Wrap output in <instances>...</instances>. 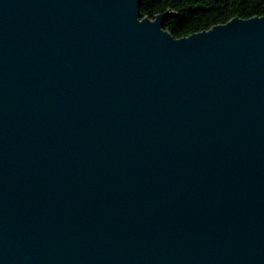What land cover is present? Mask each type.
<instances>
[{"label": "water", "instance_id": "water-1", "mask_svg": "<svg viewBox=\"0 0 264 264\" xmlns=\"http://www.w3.org/2000/svg\"><path fill=\"white\" fill-rule=\"evenodd\" d=\"M140 2L0 0V264H264V16Z\"/></svg>", "mask_w": 264, "mask_h": 264}, {"label": "trees", "instance_id": "trees-1", "mask_svg": "<svg viewBox=\"0 0 264 264\" xmlns=\"http://www.w3.org/2000/svg\"><path fill=\"white\" fill-rule=\"evenodd\" d=\"M171 13L163 29L179 39L225 24L233 18L264 16V0H141V18Z\"/></svg>", "mask_w": 264, "mask_h": 264}]
</instances>
